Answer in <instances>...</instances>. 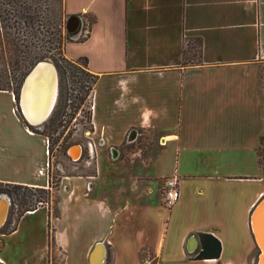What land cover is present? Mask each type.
Masks as SVG:
<instances>
[{
	"label": "crops",
	"instance_id": "1",
	"mask_svg": "<svg viewBox=\"0 0 264 264\" xmlns=\"http://www.w3.org/2000/svg\"><path fill=\"white\" fill-rule=\"evenodd\" d=\"M63 3L66 16H82L85 37L67 43L64 56L86 59L96 77L91 135L105 151L94 174L62 177L50 204L19 215L10 232L0 228L3 264H90L98 243L102 264H255L250 217L264 198V0ZM192 40L196 61L185 59ZM0 94L17 107L8 119L0 111V183L43 186L44 136L29 130L13 92ZM132 129L161 138L150 161H131L136 153L124 142ZM111 147L129 151L105 163ZM170 176L180 198L166 210L161 192ZM199 234L219 242L218 257L195 258ZM207 243L212 254L214 242Z\"/></svg>",
	"mask_w": 264,
	"mask_h": 264
},
{
	"label": "rangeland",
	"instance_id": "2",
	"mask_svg": "<svg viewBox=\"0 0 264 264\" xmlns=\"http://www.w3.org/2000/svg\"><path fill=\"white\" fill-rule=\"evenodd\" d=\"M18 0H0V88L12 89L15 95H18L23 80L26 78L31 69L39 62L30 65L29 52L33 50L34 44L42 45L45 41L59 39L62 35L64 46L62 56L59 58L52 51L51 57L45 62L52 63L58 74V94H64V99L57 107L59 114L49 115L47 120L36 128L37 132L42 133L50 140V158L53 165L52 179L49 192L55 191L59 187L62 177L83 176L86 174H94L96 170V161H92L87 165L85 158L74 161L80 155L75 151L74 145L86 143V131H93L90 122L91 95L93 87V78L83 69L85 68L82 60H67L64 56L65 45L70 42L82 40L85 35H79L77 38H69L65 31V22L69 16H66L63 8L64 0H22L27 7L37 10L40 14L39 22L31 26L36 29L38 24L50 23V26L44 27L39 25V31L33 37V28L28 22H22L19 25L14 24V13L19 10ZM82 17V16H81ZM85 23L90 24L93 21L92 16H83ZM47 30V32H46ZM52 33V34H50ZM16 44L20 45L22 54L16 51ZM47 45V44H44ZM198 42L192 40L185 46V59L196 61L199 52ZM75 62V63H72ZM262 83V80H261ZM83 99L82 103L80 100ZM9 118L11 110H17L16 105L7 94H0V111ZM52 113V112H51ZM1 115V113H0ZM22 117V115H21ZM23 118V117H22ZM138 138L136 142L131 144V148L136 153L132 156L131 161H139L146 159L150 161L160 143L161 138L153 135L152 132L137 131ZM36 141L41 146V137H36ZM43 146V144H42ZM127 146V145H126ZM128 148L120 151V158L112 160L106 155L104 162L116 164L127 155ZM105 148L98 146L96 159H100ZM129 151V150H128ZM131 151V150H130ZM71 152L74 156L73 160L69 159L67 153ZM122 154V155H121ZM141 158V156H143ZM109 158V159H108ZM3 191L1 197H5L10 202L9 215L3 231L9 230L16 224L17 218L22 211L36 204L37 200H47V192L40 187H28L19 190L13 188L0 187ZM52 197L48 200L50 204ZM25 202V205L23 203ZM163 204V202L161 201ZM45 204V203H44ZM166 210L170 207L163 206ZM242 236H239V239Z\"/></svg>",
	"mask_w": 264,
	"mask_h": 264
},
{
	"label": "bare ground",
	"instance_id": "3",
	"mask_svg": "<svg viewBox=\"0 0 264 264\" xmlns=\"http://www.w3.org/2000/svg\"><path fill=\"white\" fill-rule=\"evenodd\" d=\"M49 68L40 66L35 74H31L27 79L22 91L20 90V111L28 120L38 124L47 116L51 114L56 102L58 92V78L56 83L51 78L48 72ZM23 86V85H22ZM49 114V115H50ZM49 117V116H48ZM80 152L79 148H75ZM74 156L72 155V158ZM8 203V202H7ZM7 209V216L5 215L6 203L0 204V228H2L9 215V203ZM264 204L258 210L252 221V231L256 237L257 243L260 246L259 253H261L260 264H264ZM256 243V245H257Z\"/></svg>",
	"mask_w": 264,
	"mask_h": 264
},
{
	"label": "trees",
	"instance_id": "4",
	"mask_svg": "<svg viewBox=\"0 0 264 264\" xmlns=\"http://www.w3.org/2000/svg\"><path fill=\"white\" fill-rule=\"evenodd\" d=\"M10 1H13V0H10ZM17 3H21V4L17 5L18 7H20V9L16 10V13H14V17L16 18V20H14V22H13L14 24H18L19 25L22 22L23 23L24 22H28L30 24V26H31L32 24L34 25L35 23L39 22L40 14H39V12L36 9L33 10V9L27 7L26 5H24L25 2H22V0H18ZM39 25H42V26L44 25V27H48V26H50V23L47 22L46 24H38L37 25L38 27L36 29H34V27L31 26V28H33L35 30V31H33V37L35 35H37L36 34V30L39 31V27H40ZM46 32H47V30H46ZM50 34H52V33H50ZM64 39H65V37L60 35L59 39L45 41L42 45H39L38 43L34 44L33 45V50L31 52H29L30 65L34 66V64H36L37 62L45 60L48 57H51V55H52L51 52L52 51L57 55V57L60 58L62 56V49H63V46H64L63 40ZM44 44H47V45H44ZM16 51H17L18 54H22V50L20 49V45L19 44H16ZM83 61H84V65H86V59H83ZM84 71L87 74H89L86 70H84ZM89 75L93 78L92 84H94L96 77L91 75V74H89ZM0 90L11 91V92L14 93V91L12 89H9V88H6V89L5 88H0ZM14 95H15V93H14ZM15 97L18 99V95H15ZM62 99H64V94H61V92H59V94L57 95V99H56V102H55V105H54V108L52 110L51 115L56 114V112H57V114L60 113V112L57 111V107L61 103ZM82 101H83V99L80 100L81 103H82ZM37 127H39V125L35 126V127H32V126L28 125V128H29L30 131H32L34 133H37L39 135H42V136H46V135H44L42 133L37 132V130H36ZM0 187L13 188L14 190L28 188L26 186H21V185H16V184H3V183H0ZM40 189L47 192V194H48L47 195V200H45V201L37 200L35 205L25 208L22 211V213H20V215L23 214L24 212L33 211V210L37 209V207L39 205H41V204L48 203V200L50 199L51 193L49 192V190L42 189V188H40ZM1 192H3V191L0 190V193ZM23 205H25V202L23 203ZM14 226L9 230V232L12 231V229H14ZM198 236H199L200 241H201V250L195 256V258L203 259V258H205V257H207L209 255H214V257H218L219 256V252H220V244H219V242L216 239H214L213 237L209 236V235L199 234ZM208 240H212L214 242L215 248L212 251V254L209 253V251L211 252V250H210V247H208L209 246L208 243H207Z\"/></svg>",
	"mask_w": 264,
	"mask_h": 264
},
{
	"label": "built area",
	"instance_id": "5",
	"mask_svg": "<svg viewBox=\"0 0 264 264\" xmlns=\"http://www.w3.org/2000/svg\"><path fill=\"white\" fill-rule=\"evenodd\" d=\"M80 35V34H79ZM33 127V126H32ZM35 127V126H34ZM138 130L132 129L127 135L124 144L125 145H131L134 143L138 138ZM92 131H86L84 134L86 136V143L83 144H76L74 145L75 148H79L80 155L78 158L74 161L78 162L79 160L85 158V162L87 165H90L92 161H96V155H97V147L101 146L103 143L100 140H96L92 137ZM44 147H45V156L46 161L45 163L39 168L37 171V175L39 177L44 178V185L40 186L42 189H49L51 186V179H52V163L50 158V140L48 137H44ZM109 157L112 160H117L120 158V151L116 148H108ZM67 156L69 159L73 160V158H70L71 152L67 153ZM39 187V186H38ZM161 199L163 202V205L166 207L173 206L180 198V191H179V185H178V179L176 176H170L168 178H165L164 184L162 187L161 192ZM0 264H3V260L0 256Z\"/></svg>",
	"mask_w": 264,
	"mask_h": 264
},
{
	"label": "water",
	"instance_id": "6",
	"mask_svg": "<svg viewBox=\"0 0 264 264\" xmlns=\"http://www.w3.org/2000/svg\"><path fill=\"white\" fill-rule=\"evenodd\" d=\"M82 21H81V16L80 15H77V14H73L71 16H69L65 22V31L67 33V35L69 36V38H77L80 34V31H81V27H82ZM46 66L49 68L48 72L50 73V76L51 78H53V81L56 83V79L58 78V74H57V70L55 68V66L50 63V62H45V61H41L39 63H37L32 69L31 71L28 73V75L26 76V78L24 79V82H23V86L21 88V91L25 85V83L27 82V79L30 77L31 74H35L38 70V68L40 66ZM57 95H58V92H57ZM56 99H57V96H56ZM17 102L19 104V111H20V103H19V97L17 99ZM54 108V107H53ZM52 112V111H51ZM21 113V111H20ZM50 113L47 114V116L39 123V125H41L43 122H45L48 118ZM23 119L26 121V123L29 125V126H38V124H35L33 122H31L30 120H28L26 118V116L21 113ZM70 158H72V156H70ZM3 201L6 203V211H5V215L7 216V207H8V203H9V208H10V202L7 198L5 197H0V204L3 203ZM8 202V203H7ZM264 204V198H262V200L257 204V206L254 208L252 214H251V217H250V229L252 231V221H253V218L255 217L256 213L258 212V210L262 207V205ZM264 214V212H263ZM252 237H253V240L255 243H257V240H256V237L254 235V232L252 231ZM197 238L195 236H191L189 239H188V242H187V251L190 252V253H193L195 252L196 248H197ZM257 246L259 247V249L261 250L260 246L258 245L257 243ZM261 253H259L258 255V259L256 260V263L255 264H260V258H261ZM104 258H105V247L98 243L94 246L91 254H90V258H89V263L90 264H102L103 261H104Z\"/></svg>",
	"mask_w": 264,
	"mask_h": 264
},
{
	"label": "flooded vegetation",
	"instance_id": "7",
	"mask_svg": "<svg viewBox=\"0 0 264 264\" xmlns=\"http://www.w3.org/2000/svg\"><path fill=\"white\" fill-rule=\"evenodd\" d=\"M72 63H75V62H72ZM82 69H84L85 70V68H83L82 67ZM23 82H24V80H23ZM22 85H23V83H22ZM22 85H21V88H22ZM21 88H20V90H21ZM20 90H19V93H18V97H19V103H20ZM90 115H91V107H90ZM92 133V132H91ZM96 139V138H95ZM97 140V139H96ZM98 141V140H97ZM75 151H77V149H75ZM79 153V151H77V154ZM72 155V154H71Z\"/></svg>",
	"mask_w": 264,
	"mask_h": 264
}]
</instances>
